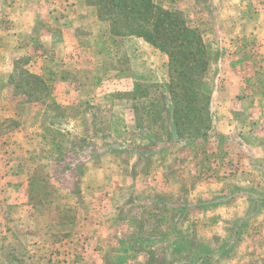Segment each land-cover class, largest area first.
<instances>
[{
    "label": "rangeland",
    "instance_id": "1",
    "mask_svg": "<svg viewBox=\"0 0 264 264\" xmlns=\"http://www.w3.org/2000/svg\"><path fill=\"white\" fill-rule=\"evenodd\" d=\"M154 2L200 32L208 116L212 123L228 105L238 128L172 145L163 53L142 38L111 34L108 19L88 15L76 32L95 67L80 69L63 62L67 53H46L40 40L45 30L57 36L56 20L82 7L0 0V264H264V154L248 145L264 152V121L253 120L262 141L239 129L254 106L264 111V0ZM21 8L32 9L34 27L17 39L14 22H30L28 14L12 18ZM31 61L81 78V98L57 96L68 89L55 80L41 101L28 100L18 78ZM95 86L100 99L93 101ZM139 126L171 142L166 151Z\"/></svg>",
    "mask_w": 264,
    "mask_h": 264
},
{
    "label": "trees",
    "instance_id": "2",
    "mask_svg": "<svg viewBox=\"0 0 264 264\" xmlns=\"http://www.w3.org/2000/svg\"><path fill=\"white\" fill-rule=\"evenodd\" d=\"M85 2L97 9L99 19L109 20L111 34L140 37L167 55V91L171 99V116L167 127L165 126L166 141L177 142L208 136L212 123L208 116L209 96L203 91V77L208 60L207 49L200 32L188 26L176 12L164 9L154 0H85ZM16 70L14 67V74L12 73L10 80L15 77ZM19 72L21 75L18 78L20 80L18 87L27 98L42 99L47 89L44 81L25 70ZM159 113L157 110L154 115L159 117ZM149 129L147 126L143 130L147 137H151ZM215 135L220 136L217 133ZM155 139L159 138L156 136Z\"/></svg>",
    "mask_w": 264,
    "mask_h": 264
},
{
    "label": "crops",
    "instance_id": "3",
    "mask_svg": "<svg viewBox=\"0 0 264 264\" xmlns=\"http://www.w3.org/2000/svg\"><path fill=\"white\" fill-rule=\"evenodd\" d=\"M72 2H76V5L78 7H82L81 8L82 10L79 11V9H78L76 11H67L66 15L62 14V16H63L62 19L56 20L57 21L56 26H58L59 29H60V30H57L58 31V35L55 36L54 33L50 32L51 30L50 31L49 30H45L44 36L40 40V43H41L40 47H42V49H44V51H46V53H50V52H48L49 49H51L50 51L52 53H53L52 50H55L57 52L56 54H58V55H60V54L61 55H65L67 53L68 57L66 59L64 58L63 62L68 60L69 61L68 63H72L73 65H76L80 69L82 68L84 70H86V69L90 70V69H93L95 67L94 64H93L94 60H93V58L91 59V57H93V56L90 57L89 56L90 55L89 52H85V51L82 52L83 44H81L82 38H80V36L82 34L76 32V30L79 27H82V25L85 23L86 20L84 21V19H85L86 16L90 15V17H94L96 19L98 18V16L95 13H94L95 14L94 15L92 12H90V13L87 12L88 8H91V7H90V5L86 4L84 2V0H72ZM31 10L32 9L22 10V8H21L20 11H18L17 13H13L12 14V18H14L16 20L18 18L17 15L18 16L19 15L24 16V15L28 14L30 16L29 17L30 18L29 19L30 22H28V23H26V22L17 23L16 21L14 22V26H15L14 27L15 28L14 31L17 30V32H15L16 34L13 33V37L14 38H17V39L19 38L20 39V37H23L26 33H30V31H32V28L34 27V21L31 20V19H33L32 18L33 16L30 15L31 14L30 13ZM34 16L36 17V15H34ZM97 33H98V31L93 30L89 34L93 37V36L97 35ZM10 35H12V32H11ZM132 37H134V36H130V37L129 36H125L123 38L124 39H128V38H132ZM135 38H140V37H135ZM262 48L264 49V45L262 46ZM13 50H15V49H13ZM60 50H61V52H59ZM86 50H91V46L88 47V45H87L86 46ZM71 51H74V52H71ZM75 52H77L78 54H75ZM83 53H85V54H83ZM161 53H163V52H161ZM163 54L167 57V55L165 53H163ZM51 55L53 56V54H51ZM92 55H93V53H92ZM72 56H74L73 59H72ZM37 63H38V61L29 62L28 64H29L30 68H29V70H27V72L31 73V74H33L35 76L40 77L44 81V83H45L47 88L49 87L48 84L50 82H52V81L54 82L55 80L62 87H64V85H66V90L68 89L67 91H59V92H57L58 93L57 96L59 94L61 95L60 98H63V99H66V100H70V99L71 100H76V99L78 100V99L81 98V95H83V93H81L80 90H82V88L85 86V84L82 82L81 78H78L77 80L72 78V77L68 78V77L64 76V75H66V73L65 74L62 73V77H61V75L59 77L58 74H53L48 69V67H50V62H48V63L46 61L43 62V63L40 62L39 65ZM257 65L258 66L261 65L259 63V61H258ZM262 65H264V64H262ZM11 66H12V62L10 63V67ZM12 67H13L12 69L14 70V67H15L14 63H13ZM167 67H168V57H167ZM13 70H12V73L14 72ZM165 75H166V78H162L161 81H164V80L167 81L168 80L167 70H166V72L164 74V77H165ZM149 79H150V77L147 76V80H149ZM135 81L136 80H134V82L132 84L133 87L135 85ZM71 85H75L76 87L71 88ZM97 88H98L97 86L93 87V89L91 90V93L89 94L92 97L93 101L97 100V99L98 100L100 99V96L98 94L96 96V94H95V92H96L95 89H97ZM203 91L205 92L204 84H203ZM46 96H48V95H46ZM241 96H243V95H241ZM28 100L33 101V102H37V101H41L42 99H39V100L28 99ZM230 101H231V98H230ZM230 101H228L227 104ZM55 104H57V103L55 102ZM57 105H59V104H57ZM240 113H242V112H239V114ZM249 113L251 114V117H253L251 122L247 123L248 125H243L242 123H240L239 129L242 130L243 134H244V131L246 130L247 131L246 133H249L250 135H253V138H256L257 141H262L263 137L259 136L258 134L256 136L255 133H254V131H257L258 126H256L257 124L253 123V120H255V118H256V119H258V121L260 120V122L263 123L264 116H262V114H264V111L263 112H259L258 109L255 108V106H254L252 108V110L249 111ZM233 114L234 113H232V110L229 108L228 105H227L226 108H221L220 107L219 110L214 112V117H213V122H212V132L217 133L220 136H223V135H226V134H229V133H232V132L236 131V129L238 128V126H237L238 124H236L237 123L236 120H233L234 118H236V117L233 116ZM139 128L143 132V130L145 128H147V126H144V127H142V126L140 127L139 126ZM16 133H18V131H16ZM149 133L151 134L150 136L152 138L151 137H147V136L144 137V138L147 141H151L157 148L162 147L161 148L162 149L161 150L162 153L164 151H166L167 146H169V143H171V142H168L167 143L168 145H166L165 143L162 144V141L158 142V140H160L161 138L158 137L157 134L153 133L151 128L149 129ZM156 136L159 138L158 140L155 139ZM200 138H203V137L192 138L191 140H197V139H200ZM162 139H164V138H162ZM259 139H261V140H259ZM188 141H190V140H188ZM180 142H182V141H177V142H173L172 141L171 144L179 146V145H181L183 143L182 142L180 144ZM248 145L250 147L258 149L260 151V155L264 154V152L261 150V147H258V145H255V144H254L255 146L253 144H251V145L248 144ZM134 148H136L139 151H142L141 154L144 153V152H148L150 150L149 148H146L144 146H135ZM68 159H69V156H65L64 155L62 162H67ZM20 163L23 164L22 161H20ZM16 165L19 166V164H16ZM21 168H23V167H21ZM163 168L164 167L161 166V167L155 168V169L158 170L159 174H162L163 173ZM224 174L228 175L226 177V179H228L229 178L228 172H225ZM30 175L31 174H28L27 176H30ZM223 193H225V191H223ZM144 199H149V197H144ZM159 199L164 202V200L162 198H159ZM153 200H155V199H153ZM177 205L178 204H175V205H173V207L177 206ZM165 206L169 207L168 204L167 205L165 204Z\"/></svg>",
    "mask_w": 264,
    "mask_h": 264
}]
</instances>
